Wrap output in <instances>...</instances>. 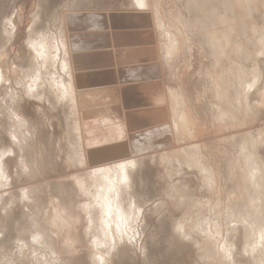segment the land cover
Instances as JSON below:
<instances>
[{"label": "rangeland", "instance_id": "rangeland-1", "mask_svg": "<svg viewBox=\"0 0 264 264\" xmlns=\"http://www.w3.org/2000/svg\"><path fill=\"white\" fill-rule=\"evenodd\" d=\"M253 1L248 2L247 7L250 10L243 11L242 6L238 5L241 4L239 0H150L154 15L158 17L157 22L164 23L163 29L157 24L154 26V19L151 22L143 12L145 21L148 19L149 22L153 48L158 53L156 59L159 60L161 72L159 94H165L167 99L169 112H166L164 120L169 123L172 140L166 148L141 155L131 154L134 165L129 169V178L125 185L127 196L124 193L125 201L130 202L132 208V211L125 208L129 212L126 214L131 220V230L126 234L116 222H111L109 228L104 224L100 226L102 211L99 212V206L96 207L93 195L99 186L93 187L92 184L83 190L82 186L77 187L72 180L74 176H80L89 169L87 164L83 167L71 165L67 161L66 122L71 105L57 102L56 90L51 89L48 83L33 86L29 80L37 71L43 77L45 73L50 76L52 71L63 75L60 65L64 49L73 52L71 45L77 43L74 34L68 31L71 24L68 17L70 13H142L144 10L138 4L134 5L133 0H0V264H226L229 260L222 254L219 257V253H222V243L229 244L230 239V245H234L229 247L234 251L232 254L236 264H254L251 257L241 256L245 232L238 225L237 215L244 216L246 213L248 218L254 215L253 206L244 203L248 197L254 196V190L244 189L245 183L241 178L243 164L241 154H238L240 145L246 142V150H253L260 160L259 164L264 167V1ZM151 17L154 18L152 14ZM206 28L217 34L231 28L229 41L233 43V47L239 43L244 48L241 52L243 55L234 52L232 48L229 51L227 46L220 47L216 42L220 35L208 40L210 35ZM164 30L175 34L181 44L176 47L178 51H170L174 56L171 59L168 57L169 61L162 52L165 48L167 55L171 54ZM41 38L47 39L50 44L52 42L57 48H62V52L59 51L60 56H56L54 67L51 66V61L45 63L33 47L34 42ZM245 51L247 52L244 53ZM67 56L70 64L72 56ZM238 66L245 70L241 68L244 74L248 72L244 79H248V75L250 80L255 73L251 69L257 67L255 69L260 78L256 79V83L259 82L250 91H241L240 85L236 84L234 67ZM217 87L223 92L221 99L215 95ZM170 89L176 90L177 105L169 97ZM105 92L108 93L107 90ZM240 92L247 93L248 96L245 107L241 109L236 99ZM104 101L106 106L109 103L108 96ZM216 104L219 105L218 108ZM174 105L176 111L173 112ZM236 106L238 110L234 109ZM219 108L223 111L234 110L233 116L236 118L226 117L221 122L216 119L220 117L217 112ZM243 109L250 114L243 112ZM240 111L246 115L240 114ZM163 113L161 112V116ZM109 115L119 121L110 109ZM178 122L192 123V126L188 123L187 134L182 132V125L176 128ZM239 122L241 127L236 126ZM118 123L124 131L127 130L125 123ZM227 123L229 126L226 127ZM98 127L94 125L89 130L94 128L96 137H99L98 131H103L104 138L109 140L103 143L106 147L109 146L108 151L104 147L106 153L104 150L100 153L107 155L108 152L111 153L108 155L114 156L115 146L113 152L111 147L116 142V152L122 146L128 153L127 136H124L126 139L118 135L108 136L115 129L109 125ZM176 129L179 132L175 133ZM215 130H219L218 133ZM127 133L130 134L128 130ZM95 135L90 139L96 140ZM220 137L222 139H218ZM229 137L233 139L230 140ZM110 139L115 140H111V143ZM253 142L257 143V146L252 144L254 148L250 147ZM97 145L100 144L95 146ZM179 149L182 151H175ZM80 161V158L76 159L77 164ZM231 163L235 165L231 166ZM241 190L243 192L240 193ZM224 191L230 193V196ZM217 192L216 196L219 197L214 196ZM236 198L238 200L234 202ZM182 200L187 201L182 203ZM221 206H225L224 212ZM218 209L220 210L217 211ZM55 210L59 218L68 220L69 230L56 220ZM195 215L198 216L197 219L194 218ZM114 217V221L119 220ZM227 218L231 220L228 222ZM177 221L183 225L184 231L179 230ZM214 224L220 228V233H214ZM103 227H106V231ZM185 231L190 233L187 234L189 236ZM119 235L122 236L121 239ZM106 236L112 237H109L111 244ZM67 237L71 238V243H67ZM211 249L218 251H213L216 256L211 254ZM228 263L231 264L230 261Z\"/></svg>", "mask_w": 264, "mask_h": 264}, {"label": "bare ground", "instance_id": "bare-ground-1", "mask_svg": "<svg viewBox=\"0 0 264 264\" xmlns=\"http://www.w3.org/2000/svg\"><path fill=\"white\" fill-rule=\"evenodd\" d=\"M240 2H241V4H239L238 3V5H241L242 6V10L243 9H246V10H250V8L249 7H247V5H248V2L249 1H252V2H254L253 0H239ZM261 1V0H260ZM264 1V0H263ZM238 2V1H237ZM262 2V1H261ZM249 3H251V2H249ZM258 3H259V0H258ZM133 4L134 5H136V4H138V7H141L144 11H142V13L144 12L145 14H146V16L147 17H149L150 19H151V22H154L155 21V23H152L154 26H155V24H157V25H159V26H161L162 27V29L164 28V23L162 22H157V20H158V17H155V15H154V12H153V10H152V4H151V2H150V0H133ZM264 4V3H263ZM254 5V4H253ZM249 6V5H248ZM250 6H252V5H250ZM259 6V5H258ZM264 7V6H263ZM255 5H254V9L253 10H255ZM238 10V9H237ZM244 11V10H243ZM245 13V12H244ZM144 14V15H145ZM151 14H152V16H154V18L153 17H151ZM246 14V13H245ZM157 18V19H156ZM152 19H154V21L152 20ZM166 25H167V23H166ZM165 25V26H166ZM169 25H170V23H169ZM169 27V26H168ZM153 28H155V27H153ZM208 33H209V35H210V38L208 39V40H213V39H215L218 35H220L221 37L220 38H218L217 40H216V42H217V44L218 45H220V47H222V48H225L226 46L229 48V51H230V48H232L231 50H233L234 52H240V54L241 55H243L241 52H242V50L244 49L239 43H237L236 45H235V47H236V49H235V47H233V43L232 42H230L229 40H230V38H231V35H230V32H231V28H228L226 31H224V32H222L221 34H217L214 30H212V29H205ZM254 30V29H253ZM165 31V30H164ZM257 31V30H256ZM259 31V30H258ZM165 33H166V38H167V45H168V48H170L169 49V52L171 51V50H175L176 49V47L178 48V45L179 46H181V44L179 43V40L177 39V37L175 36V34H172V33H169V32H167V31H165ZM258 33V32H257ZM263 35V34H262ZM259 36H261V35H259ZM260 38V37H259ZM261 39V38H260ZM262 39H264V37L262 38ZM251 40V39H250ZM258 40V39H257ZM163 44V43H162ZM243 44V43H242ZM253 44H257V42L255 43V42H253ZM170 45V46H169ZM257 45H259V44H257ZM73 48L74 47H76L77 46V43H73L72 45H71ZM173 46V47H172ZM243 46H244V44H243ZM36 50H37V53H38V55H40L41 56V58H42V60L45 62V63H49L50 61H51V66H55V63H56V56H57V54L60 56V52L59 51H61L62 52V48H57L52 42H51V44H50V42L47 40V39H45V38H41V39H39L38 41H35L34 42V46H33ZM175 47V48H174ZM181 48V47H180ZM179 48V49H180ZM246 48V47H245ZM255 48V47H254ZM249 49V48H248ZM177 51H178V49H176ZM250 51V50H249ZM164 54V58H166L167 60H168V57H170V59H171V57H172V55L174 56V54H172L171 52V54L169 55V53H168V55H167V52H166V50H165V48H164V50L162 51ZM176 52V51H175ZM174 52V53H175ZM247 51H245L244 53H246ZM230 53V52H229ZM233 53V52H232ZM64 55H63V57H62V59H61V65H60V69L62 70V72H63V75H61V74H59V73H57L56 71H52L51 72V74H50V76L47 74V73H45V75H44V77L42 76V75H40V73H39V71H37V73L34 75V76H32L31 78H30V80H29V82L33 85V86H39L40 84H44V82H46V83H48L49 85H51V89L52 88H55V96H56V101L57 102H59V103H61V102H64V103H67V104H70L71 105V112H70V114H69V118H68V120H67V122H66V124H67V134H66V140H68L67 141V145H68V150H67V161L72 165V164H74V165H88L87 167H88V171L86 172V173H84V174H80V176H74V179L72 178V180L74 181V183H75V185L77 186V187H79V186H82V188H83V190L84 189H87V187H88V185H92L93 187L95 186V187H98L97 188V191L93 194L94 195V202H96V207L97 206H99V208H101V209H99L98 208V210H99V212L100 211H102V213H100V214H102V215H100V216H102L101 218H102V223L100 224V226H103L102 224H104L106 227H108L109 228V226H111V222L114 224L115 222H116V224L118 225V226H120V228L122 227L123 229H124V231L125 232H127L126 234H129V229L131 230V227H130V222H131V220L129 219V217H128V215L126 214V212H127V210H128V208H130V202H126L125 201V199L126 198H124V193L126 194L127 192H126V190H125V185L127 184V181H128V178H129V169L131 168V167H133V163H134V159L132 158V156H131V154H129V153H127L126 152V148L124 147V149L123 148H121L120 147V149H122V150H120V149H118V151L116 152V148H118V147H116L117 146V144L116 145H112L113 147H111V149H113L112 150V152L114 151V146H115V155L114 156H111V155H108V154H111V153H108L107 152V155L106 154H104V153H106V149L109 147H106L105 146V144H103V143H105L106 141H109L108 139H105L104 138V134L105 133H103V131H98L99 132V137H96V135L94 134V130H96L97 128L95 127V129L93 130L92 129V131H90L91 129L90 128H92L94 125H96L97 127L99 126L100 128H102V127H104L105 125H109L110 126V128H112V129H115V131H112V132H109L108 133V136H111V135H118V136H127V139H128V141H129V137L131 136L130 134H128L127 133V130L126 131H124L123 129H122V127H121V125H120V123H118L117 121V119L116 118H114V117H112L111 118V116L109 115V108H107V106L105 107L104 105H105V101H104V99L105 98H107V92H105L104 91V89H100V88H95V87H92V86H89V84L88 83H90V82H88V78H87V76H86V74H85V72L84 71H82V67L78 64V63H76V59H77V57L75 56L76 55V53L73 51V52H68V51H66L65 49H64V53H63ZM251 53L249 52V55H250ZM67 55H71L72 56V61L74 62V63H76V64H74L72 61H71V63L69 64L68 63V60H70L69 58H68V56ZM231 55V54H230ZM234 55V54H233ZM236 55V54H235ZM248 55V54H247ZM252 55V54H251ZM161 56V55H160ZM237 56V55H236ZM245 57H246V55H245ZM163 58V57H162ZM162 58H161V60H162ZM238 58V57H237ZM247 58V57H246ZM165 60V59H164ZM169 61V60H168ZM84 62H86V61H84ZM233 63V62H232ZM235 64V63H234ZM72 65V66H71ZM237 65V64H236ZM57 68V67H56ZM235 68V70H236V77H234V79H235V81H236V84H238V85H240V88H239V90H241V91H250V88L252 87V86H254L255 84H257L256 83V79H258L259 80V73L258 72H256V69L255 68H257V67H254L253 69H251V70H253V72H255L254 74H253V77H252V80H250L249 79V77H248V75H247V78L248 79H244L245 78V74H248V72L247 73H243V71H242V69L238 66V67H234ZM231 69H233V68H231ZM246 69V68H245ZM254 69H255V71H254ZM58 70V69H57ZM244 70V69H243ZM245 71V70H244ZM90 74V73H89ZM234 74V73H233ZM251 75V74H250ZM259 75V76H258ZM93 76V75H92ZM94 77V76H93ZM100 78V77H99ZM101 79V78H100ZM184 88V87H183ZM242 88V89H241ZM246 89H248V90H246ZM183 92H185V90H182ZM159 93H161L160 92V90L158 91ZM216 93H215V95L217 96V98L218 99H221V95L223 94V92H221V91H219L218 90V87L216 88V91H215ZM158 93V95H156V97H153V100H152V103L154 102V104H157V107L156 108H159V109H162L163 108V110L164 111H166V112H169V108H168V106H167V99H166V96H165V94H159ZM164 93V92H163ZM169 94H170V96L169 97H171V100L172 101H174V103L177 105V103H178V101H176L175 99H176V97H177V93H176V90L175 91H173V89L171 90H169ZM181 94V93H180ZM37 96V95H36ZM247 93H243V94H241V92L239 93V95H238V97L236 98L237 99V101H238V103L237 104H240V105H238L239 107H240V109H241V107L243 108V106L245 107V105H246V100H247ZM262 97H264L263 96V94H262ZM152 98V97H151ZM166 99V100H165ZM234 99V98H233ZM262 99H264V98H262ZM236 101V102H237ZM264 102V101H263ZM262 102V103H263ZM236 104V103H235ZM217 105V104H216ZM215 105V106H216ZM91 106H93V107H100V109H103V110H96V109H91ZM234 106V105H233ZM104 107V108H103ZM219 107V105H217L216 106V108H218ZM247 107V106H246ZM106 109H108V110H106ZM175 109V110H174ZM174 109H173V112L174 111H176V107H175V105H174ZM222 108H219V111H217V112H219V118L217 117L216 119H220V121L221 122H223L222 120L224 119L225 120V118L226 117H232L233 116V114L235 113V111L234 110H232V109H230V110H224L223 111V109L221 110ZM228 109H229V107H228ZM234 109H237V106H236V108H234ZM163 110H162V113H163ZM171 110V109H170ZM238 110V109H237ZM245 109H243V112H246V113H249V112H247L246 110L244 111ZM247 110H248V108H247ZM251 110V109H250ZM161 111V110H160ZM232 111H234V112H232ZM237 112H239V111H237ZM243 112H241L240 111V114H243ZM246 113H244L245 115H246ZM228 114H229V116H228ZM243 114V115H244ZM250 114V113H249ZM235 115V114H234ZM248 115V114H247ZM251 116V115H250ZM249 116V117H250ZM221 117H222V119H221ZM233 117H235L236 118V116H233ZM242 118H243V116H242ZM245 118H247V117H245ZM134 119V118H133ZM232 119V118H231ZM235 120V119H234ZM241 119H239V121H240ZM232 121V120H231ZM242 121V120H241ZM243 121H244V118H243ZM192 126V123L191 122H184L183 124L182 123H180V122H178V123H176V128H178L179 126H181L182 125V132L183 133H186L187 131H188V125L189 124ZM224 123H226V122H224ZM224 123L222 124V125H224ZM229 123H230V121H229ZM240 123L241 122H239V125H236L237 127L239 126V127H241L240 126ZM242 123H244V122H242ZM104 125V126H101V125ZM169 124V123H168ZM231 124H233V121H232V123ZM246 124V123H245ZM113 125V126H112ZM227 125L229 126V124L227 123L226 124V127H227ZM231 126V125H230ZM233 126H235V125H233ZM232 126V127H233ZM89 127V128H88ZM98 127V128H99ZM221 127H223V126H221ZM220 127V128H221ZM105 128H107V127H105ZM104 128V129H105ZM126 128V127H125ZM219 128V129H220ZM228 128H230V127H228ZM90 129V130H89ZM109 129V128H108ZM223 129V128H222ZM100 130H102V129H100ZM170 130V129H169ZM224 130V129H223ZM222 130V131H223ZM108 131H110V129L108 130ZM215 131H217V130H215ZM219 131V130H218ZM218 131L216 132V133H218ZM221 131V130H220ZM105 132H107L106 130H105ZM172 132V131H171ZM176 132H179V131H177V129H176V131H175V133ZM237 132V131H236ZM238 132H240V130L238 131ZM101 133V134H100ZM215 133V132H214ZM241 133V132H240ZM240 133H239V135H240ZM88 134V135H87ZM103 134V135H102ZM187 134V133H186ZM221 134V133H220ZM236 134V133H235ZM242 134V133H241ZM244 134H245V132H244ZM243 134V135H244ZM248 134V133H247ZM91 137H90V136ZM92 135L94 136L95 135V139L96 140H91L90 138H92ZM130 135V136H129ZM215 135V134H214ZM229 135V134H228ZM232 135V134H231ZM234 135V134H233ZM238 135V134H237ZM246 135V134H245ZM89 138H88V137ZM106 137H107V134L105 135ZM200 136V135H199ZM219 136V135H218ZM217 136V137H218ZM235 136V135H234ZM249 136V135H248ZM248 136H247V139H248ZM233 137V136H232ZM240 137V136H239ZM110 138H112V137H110ZM114 138V137H113ZM117 138V137H116ZM125 138V137H124ZM186 138V137H185ZM236 138V137H235ZM126 139V138H125ZM218 139H222V137H220V138H218ZM229 139H230V137H229ZM233 138H231L230 140H232ZM243 139H244V137H243ZM242 139V140H243ZM247 139H245L246 141H247ZM111 140H113V139H110V142H111ZM115 140V139H114ZM114 140H113V142H114ZM178 139H176V141H177ZM118 141H121L120 139L118 140ZM123 141V140H122ZM121 141V142H122ZM227 141V140H226ZM125 142H127V141H125ZM124 142V143H125ZM241 142V141H240ZM249 142H251V141H249ZM255 142V141H254ZM254 142L253 143H251V145H250V147H253L254 148V145L255 146H257L256 144H254ZM112 143V142H111ZM116 143H118V142H116ZM123 143V142H122ZM221 143H222V141H221ZM238 143H239V141H238ZM241 143H243V141L241 142ZM245 143L246 142H244L243 143V145L241 144H239L240 145V150H238V151H240V152H238V154L240 153L241 154V164H243V166H242V171H243V173H242V176H241V178H242V180H244V183H245V185H244V189H249L250 190V188H252L253 190H254V196L253 197H248L247 198V200L244 202L245 204H251L252 206H253V208H254V215L250 218H248L245 214L246 213H244V216H246V217H244L243 215H241V214H237V215H239V224L238 225H240V227L241 228H243L244 230H243V232H245V241L244 240H242V241H244L245 242V244H244V246H243V248H242V251H243V254L241 255V256H243V255H245V256H247V257H251L252 258V261H253V263L254 264H264V167H262V165L261 164H259V162H260V160H259V158H258V156L253 152V150H252V148H251V150L252 151H249V150H246V145H245ZM96 144H100V145H97V146H95ZM104 145V146H102V145ZM107 144H110V143H106V145ZM113 144V143H112ZM236 144V143H235ZM247 144L249 145L250 143H248V141H247ZM252 144H254L253 146H252ZM111 145V144H110ZM238 145V144H237ZM95 146V147H94ZM99 146H101L102 147V150H101V147H99ZM236 146V145H235ZM234 146V147H235ZM96 147H97V149H96ZM106 149H105V148ZM127 148H129L128 146H126ZM230 147V146H229ZM196 148V147H195ZM249 148V147H248ZM110 149V148H109ZM110 149V150H111ZM171 149H173V148H171ZM198 149V148H197ZM239 149V148H238ZM255 149H256V147H255ZM97 150V151H96ZM99 150V151H98ZM105 152H104V151ZM213 150V149H212ZM216 150V149H215ZM221 150V149H220ZM227 150V149H226ZM229 150V149H228ZM100 151H102V152H104V153H100ZM107 151H108V149H107ZM175 151H182V149H179V150H175ZM217 151V150H216ZM237 151V150H236ZM110 152V151H109ZM220 152V151H219ZM227 152V151H226ZM127 153V154H126ZM169 153V152H168ZM173 153V152H172ZM176 153V152H175ZM171 154V153H170ZM177 154V153H176ZM178 154H179V152H178ZM225 154V153H224ZM228 155H229V157H230V154L229 153H227ZM239 154V155H240ZM99 155H101V156H99ZM106 155V156H105ZM214 155V154H213ZM109 156H111V157H109ZM183 156V155H182ZM223 156H225V155H223ZM177 157H180V156H177ZM176 157V158H177ZM213 157V156H212ZM228 157V158H229ZM81 159V161H80V163L79 164H77L76 163V159ZM104 158V159H103ZM236 158H238V157H236ZM231 159H233V158H231ZM176 160V159H175ZM180 160H182V159H179V161ZM198 160V159H197ZM233 160H235V158L233 159ZM237 160V159H236ZM228 161V160H227ZM238 161V160H237ZM232 162V161H231ZM234 162V161H233ZM181 163V162H180ZM227 163V162H226ZM234 163H231V166L233 165ZM237 164V163H236ZM73 165V166H74ZM205 165V164H204ZM229 164H227V166H228ZM235 165V164H234ZM81 166V167H82ZM83 166V167H84ZM216 166V165H215ZM239 166V165H238ZM241 166V165H240ZM239 166V167H240ZM196 167V166H195ZM204 167V166H203ZM217 167H218V165H217ZM238 167V168H239ZM262 167V168H261ZM198 168V167H197ZM229 168V167H228ZM199 169V168H198ZM209 169V168H208ZM214 169H216V167L214 168ZM229 169H231V167L229 168ZM233 169V168H232ZM236 169V168H235ZM200 170V169H199ZM206 167H205V172H206ZM240 171H241V169H240ZM208 172V171H207ZM226 172V171H225ZM234 172V171H233ZM211 174H212V172H210ZM214 173L216 174V171L214 170ZM217 173H219V172H217ZM240 173V172H239ZM233 174H235V172L233 173ZM238 174V173H237ZM236 174V175H237ZM241 174V173H240ZM239 174V175H240ZM213 175V174H212ZM232 175V174H231ZM224 176V175H223ZM233 176V175H232ZM235 176V175H234ZM204 177H205V175H204ZM209 177V176H208ZM206 178V177H205ZM213 178V177H212ZM217 178V177H216ZM220 178V177H219ZM239 178V177H238ZM70 179V178H69ZM230 179V178H229ZM234 179V178H233ZM236 179V178H235ZM210 180V179H209ZM211 181V180H210ZM213 181V180H212ZM216 181H217V179H216ZM215 181V182H216ZM236 181V180H235ZM214 182V181H213ZM212 182V183H213ZM220 183V182H219ZM237 183H239V181L237 182ZM243 183V182H242ZM217 186H218V184H217ZM242 187H243V185H241ZM215 186H213V188H214ZM219 187V186H218ZM223 187V186H222ZM212 188V189H213ZM239 187H237L236 189H238ZM98 189H100V190H98ZM220 189V188H219ZM224 189V188H223ZM235 189V188H234ZM235 189V190H236ZM242 189V188H241ZM221 190V189H220ZM227 190H230V189H227ZM233 190V189H232ZM239 190V189H238ZM175 191V190H174ZM179 191V190H178ZM216 191H217V189H216ZM245 192H246V190H244ZM176 193H177V191H175ZM213 192H214V190H213ZM218 192H220V191H218ZM218 192L217 193H214L215 195L214 196H216V194H218ZM223 192V191H222ZM224 192H226V194H228L227 193V191H224ZM228 192H230V191H228ZM241 192H243V190H241L240 191V193ZM181 193H183V192H181ZM233 193V192H232ZM239 193V192H238ZM248 193V192H247ZM225 194V193H224ZM230 194V193H229ZM228 194V196H230ZM237 194V193H236ZM177 195V194H176ZM220 195V194H219ZM223 195V194H222ZM221 195V196H222ZM126 196H127V194H126ZM180 196V195H179ZM218 196V195H217ZM216 196V197H217ZM226 197H228L227 195H225ZM232 196V195H231ZM234 196V195H233ZM232 196V197H233ZM182 197H183V195H182ZM219 197V196H218ZM237 197V196H236ZM239 197V196H238ZM237 197V198H238ZM243 197V196H242ZM177 198V197H176ZM179 198V197H178ZM184 198H187V197H184ZM234 199V202H235V200H238V199ZM240 198V197H239ZM221 199V198H220ZM223 199V198H222ZM227 199H229V198H227ZM241 199V198H240ZM239 199V200H240ZM243 199V198H242ZM219 200V199H218ZM178 201V200H177ZM183 201H187V200H182V203H183ZM212 201V200H211ZM214 201H215V199H214ZM220 201V200H219ZM222 201V200H221ZM228 201V200H227ZM229 201H231V198H230V200ZM233 201V200H232ZM126 202V203H125ZM189 202V201H188ZM93 203V202H92ZM189 203H191V202H189ZM209 204H210V201L208 202ZM208 203H206V204H208ZM215 203V202H214ZM219 203V202H218ZM229 204H230V202H228ZM243 203V202H242ZM228 204V205H229ZM234 204V203H233ZM236 204L238 205V203L236 202ZM127 205V206H126ZM184 205V204H183ZM190 205V204H189ZM188 205V206H189ZM191 205H192V203H191ZM217 205V204H216ZM240 205V204H239ZM238 205V206H239ZM242 205V204H241ZM134 206H135V204H134ZM237 206V207H238ZM250 206V205H249ZM252 206H250V207H252ZM92 207L94 208L95 207V205L93 206L92 205ZM132 207V206H131ZM214 207V206H213ZM216 207V206H215ZM219 207V206H218ZM222 207V206H221ZM223 207H225V206H223ZM223 207H222V211L224 210L223 209ZM244 207H246L245 205H244ZM125 208H127V210L125 209ZM133 208H135V207H133ZM229 208H231V206L229 207ZM96 209V208H95ZM131 209V211H132V208H130ZM138 209V208H137ZM213 209V208H212ZM211 209V210H212ZM232 209H235L234 207L232 208ZM140 210V209H139ZM211 210H210V212H211ZM214 210V209H213ZM220 209H218L217 211H219ZM240 210V209H239ZM246 210V209H245ZM129 211V210H128ZM198 211V210H197ZM197 211H195V213L197 212ZM216 211V212H217ZM229 211V210H228ZM232 211V210H231ZM248 211V210H247ZM202 212V211H201ZM224 212V211H223ZM251 212V211H250ZM127 213H129V212H127ZM226 213H227V209H226ZM232 213V215H233V212H231ZM237 213V212H236ZM238 213H239V211H238ZM249 213V212H248ZM187 214V213H186ZM189 214V213H188ZM211 214H212V212H211ZM214 214H216V213H214ZM213 214V215H214ZM218 215L220 214V213H217ZM228 214V213H227ZM135 215V214H134ZM134 215L132 216V217H134ZM213 215L212 216H210V218L211 217H213ZM222 215V214H221ZM225 215V214H224ZM229 215V214H228ZM235 215V214H234ZM250 215V214H249ZM113 216H115V217H117V218H119V220L117 221H114L113 220ZM186 216V215H185ZM196 216L197 215H195L194 216V218L195 219H197L196 218ZM203 216V215H202ZM201 216V217H202ZM220 216V215H219ZM223 216V215H222ZM114 217V219H116ZM198 217V216H197ZM215 217V216H214ZM228 217V216H227ZM230 217V216H229ZM234 217V216H233ZM55 218H56V220L57 221H59V224H61V225H63V226H66L67 227V229L69 230V228H70V225L67 223V221L68 220H66V219H64V218H59V216H58V212H57V210H55ZM193 218V219H194ZM235 218V217H234ZM234 218H233V220L232 221H234ZM190 219V218H189ZM206 219V218H205ZM226 219V218H225ZM66 220V221H65ZM101 220V219H100ZM100 220H99V223H100ZM192 220V218L190 219V221ZM210 220V219H209ZM213 220H214V218H213ZM222 220H223V218H222ZM227 220H228V218H227ZM231 220V218L228 220V222ZM180 221V220H179ZM179 221H177V224H179L178 222ZM187 221V220H186ZM197 221V220H196ZM201 221V220H200ZM200 221H199V224H200ZM216 221V220H215ZM189 222V221H188ZM198 222V221H197ZM224 222H225V220H224ZM227 222V223H228ZM184 223V222H183ZM187 223V222H186ZM186 223H185V225H186ZM196 223V222H195ZM209 223V222H208ZM207 223V224H208ZM214 223V222H213ZM188 224V223H187ZM193 224V223H192ZM216 224H217V221H216ZM222 224V223H221ZM226 224V223H225ZM201 225V224H200ZM212 225V224H211ZM227 225V224H226ZM226 225H224V226H226ZM228 225H229V223H228ZM227 225V226H228ZM232 225V224H231ZM55 226H56V224H55ZM176 226V225H175ZM226 226V227H227ZM57 227V226H56ZM106 227H103L102 229L103 230H105L106 231ZM177 227V226H176ZM229 227V226H228ZM227 227V228H228ZM237 227V226H236ZM235 227V228H236ZM114 228V227H113ZM119 227H117V229H118ZM175 228V227H174ZM178 228H179V230H183V225H180L179 224V226H178ZM187 228V227H186ZM213 230H214V233H220V228L217 226V225H213ZM222 228V227H221ZM230 228V227H229ZM232 228V227H231ZM122 229V230H123ZM225 230H226V228H224ZM110 230H111V228H110ZM114 230V229H113ZM119 230V229H118ZM186 230V229H185ZM241 229H239V231H240ZM115 231V230H114ZM117 231V230H116ZM115 231V232H116ZM121 231V230H120ZM184 231V230H183ZM190 231V230H189ZM197 231V230H196ZM201 231V230H200ZM212 231V230H211ZM230 231V233L232 232L231 230H229ZM112 232V231H111ZM178 232V231H177ZM188 232V231H187ZM191 232V231H190ZM109 233V232H108ZM182 233V232H181ZM185 233H186V231H185ZM184 233V234H185ZM189 233V232H188ZM188 233H186V235L188 234ZM213 233V234H214ZM222 233V232H221ZM233 233H235V232H233ZM107 234V233H106ZM119 234V233H118ZM123 234V233H122ZM122 234H120V235H122ZM125 234V235H126ZM190 234V233H189ZM192 234V233H191ZM212 234V235H213ZM223 234H226V233H224V231H223ZM232 234V233H231ZM59 235V234H58ZM112 235V234H111ZM119 235V236H120ZM183 235V234H182ZM185 235V236H186ZM220 235V234H219ZM227 235V234H226ZM225 235V236H226ZM60 236V235H59ZM115 236V235H114ZM113 236V237H114ZM118 236V235H117ZM187 236H189V235H187ZM230 236V235H229ZM111 238L112 239V237L111 236H106V238ZM121 237L122 236H120L119 238L121 239ZM123 237L124 238H126L125 236H124V234H123ZM204 237H205V235H204ZM213 237V236H212ZM219 237V236H218ZM217 237V238H218ZM105 238V239H106ZM107 238V239H108ZM110 238H109V240L108 241H110V244H111V240H110ZM207 238V237H206ZM216 238V239H217ZM226 238H228V237H226ZM117 239V238H116ZM208 239H209V237H208ZM207 239V240H208ZM222 239V238H221ZM221 239H219L220 241H221ZM205 240V239H204ZM209 240H211V239H209ZM227 240V239H226ZM225 240V241H226ZM114 241V240H113ZM121 241V240H120ZM212 241V240H211ZM227 241H229V240H227ZM204 242V241H203ZM230 242H231V239H230ZM230 242H229V244L227 243V242H223L222 243V245H221V252L222 253H219L220 255H219V257L221 256V254H222V256L225 258H227L230 262H231V264H236V259H234V257L235 256H233L234 254H232L233 252H232V249L229 247V245H230ZM67 243H71V238L70 237H67ZM113 243V242H112ZM212 243V242H211ZM218 243V242H217ZM114 244V243H113ZM233 244V243H232ZM231 244V245H232ZM207 245V244H206ZM205 245V246H206ZM213 245V244H212ZM211 245V246H212ZM230 245V246H231ZM234 245V244H233ZM111 246V245H110ZM214 247H215V245H214ZM239 247V246H238ZM208 248V247H207ZM212 249H213V246L211 247ZM211 249V250H212ZM217 249V248H216ZM212 250V253L211 254H213V251H217V250ZM234 249H235V247H234ZM218 252V251H217ZM207 253V252H206ZM236 253V252H235ZM217 254V253H216ZM213 255H215V253L213 254ZM240 255V254H239ZM211 256V255H210ZM209 256V257H210ZM216 256V255H215ZM241 256H239V257H241ZM213 258V257H212ZM237 258V257H236ZM242 258V257H241ZM216 259V258H215ZM214 259V260H215ZM222 259V258H221ZM102 259H100V261H101ZM217 260H218V258H217ZM220 260V259H219ZM223 260V259H222ZM221 260V261H222ZM225 260V259H224ZM227 260V261H228ZM246 260H248L247 258H246ZM216 261V260H215ZM228 261V262H229ZM245 261V260H244ZM226 262V261H225ZM226 263V264H229V263ZM243 262V261H242ZM250 262V261H249ZM219 263V262H218ZM245 263V262H244ZM221 264V263H220ZM225 264V263H224ZM247 264V263H246ZM249 264V263H248Z\"/></svg>", "mask_w": 264, "mask_h": 264}, {"label": "crops", "instance_id": "crops-1", "mask_svg": "<svg viewBox=\"0 0 264 264\" xmlns=\"http://www.w3.org/2000/svg\"><path fill=\"white\" fill-rule=\"evenodd\" d=\"M140 13L92 11L68 16V31L78 43L76 63L81 64L89 86L108 91L106 106L125 123L131 135L127 150L133 155L166 148L172 140L166 111L161 116V109L152 103L161 90L160 64L148 19Z\"/></svg>", "mask_w": 264, "mask_h": 264}]
</instances>
